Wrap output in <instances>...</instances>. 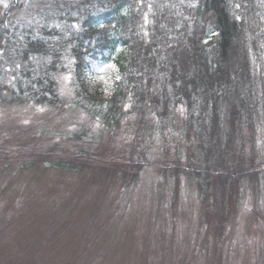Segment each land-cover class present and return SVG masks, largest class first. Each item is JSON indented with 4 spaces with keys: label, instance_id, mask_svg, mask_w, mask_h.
<instances>
[{
    "label": "trees",
    "instance_id": "16d2710c",
    "mask_svg": "<svg viewBox=\"0 0 264 264\" xmlns=\"http://www.w3.org/2000/svg\"><path fill=\"white\" fill-rule=\"evenodd\" d=\"M25 1L0 4V80L13 82L22 96L34 92L29 99L35 104L55 108L61 104L56 77L69 65L73 105L103 130L125 120L130 127L127 114L141 113L145 102L154 120L181 110L180 132L194 141V161L187 158L184 169L178 161L161 168L175 180L181 174L194 179L201 226L219 239L242 186L253 187L264 173L256 152L264 148V134L255 140L264 119V80L253 72L258 64L264 69V0H48L23 26L14 19ZM101 60L117 70L110 96L86 81L90 64ZM135 127L137 135L148 132H142L143 118ZM163 128L169 133L168 125ZM81 133L71 136L78 142L72 151L41 154L42 167L83 173L92 163H108L122 182L137 181L142 151L130 148L125 158L101 161L79 144ZM228 188L232 206L225 204Z\"/></svg>",
    "mask_w": 264,
    "mask_h": 264
},
{
    "label": "rangeland",
    "instance_id": "374dc122",
    "mask_svg": "<svg viewBox=\"0 0 264 264\" xmlns=\"http://www.w3.org/2000/svg\"><path fill=\"white\" fill-rule=\"evenodd\" d=\"M47 1L26 0L15 24H31ZM70 71L68 65L56 77L61 104L55 108L35 104L29 99L34 92L22 96L13 82L0 80V264H264V173L253 187L242 186L222 239L208 234L194 179L181 174L175 180L161 168L178 161L184 169L187 158L194 161V141L180 132L181 110L154 120L145 102L141 113L127 114L134 121L130 127L125 120L115 130H103L73 105ZM253 72L264 80L260 64ZM85 77L102 96H110L118 78L114 64L103 60L93 61ZM13 96L20 102H11ZM259 99L260 114L262 91ZM139 118L142 132H148L137 135ZM259 124L257 141L264 119ZM79 131V144L101 161L125 158L130 148L142 151L137 181L122 182L115 167L106 169L108 163H92L83 173L43 168L41 154L72 151L78 142L71 136ZM256 149L264 160L263 146ZM233 195L228 188L226 206L234 204Z\"/></svg>",
    "mask_w": 264,
    "mask_h": 264
}]
</instances>
